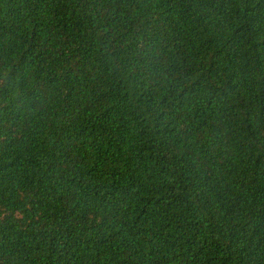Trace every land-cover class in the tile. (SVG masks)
<instances>
[{
	"label": "trees",
	"instance_id": "trees-1",
	"mask_svg": "<svg viewBox=\"0 0 264 264\" xmlns=\"http://www.w3.org/2000/svg\"><path fill=\"white\" fill-rule=\"evenodd\" d=\"M0 264H264V0H0Z\"/></svg>",
	"mask_w": 264,
	"mask_h": 264
}]
</instances>
